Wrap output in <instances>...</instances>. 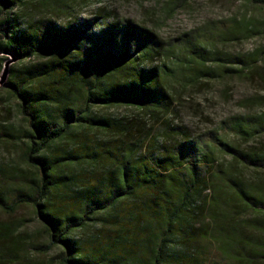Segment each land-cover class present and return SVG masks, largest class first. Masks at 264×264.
<instances>
[{
	"label": "trees",
	"instance_id": "1",
	"mask_svg": "<svg viewBox=\"0 0 264 264\" xmlns=\"http://www.w3.org/2000/svg\"><path fill=\"white\" fill-rule=\"evenodd\" d=\"M75 7L73 0H0V50L18 59L7 91L25 119L21 128L0 125V135L19 144V159L0 163V207L15 213L31 205L46 249H62L61 264L264 260V180L244 177L264 171V149L246 151L227 137L262 135L264 116L233 117L215 136L197 138L162 122L177 104L169 85L181 81L183 63L155 62L174 47L135 20L83 17ZM233 23L223 39L254 31ZM208 41H181L192 80L252 69L255 56L226 58ZM123 107L134 112L106 111ZM14 229L0 226V242ZM0 257L14 259L11 249Z\"/></svg>",
	"mask_w": 264,
	"mask_h": 264
},
{
	"label": "rangeland",
	"instance_id": "2",
	"mask_svg": "<svg viewBox=\"0 0 264 264\" xmlns=\"http://www.w3.org/2000/svg\"><path fill=\"white\" fill-rule=\"evenodd\" d=\"M73 12L83 17L101 13L111 14L118 19H132L151 29L161 38L165 46H173L174 52L166 57H158L155 63L179 68L181 78L170 82L169 88L177 97L175 109L161 118L173 125L186 126L190 138L215 136L220 127L228 124L233 117L257 119L264 116V0H73ZM34 13L54 16L50 10L33 6ZM66 15H55L65 20ZM243 21L242 31L234 40L223 39V31H230L233 20ZM232 27V28H231ZM186 39H207V46L223 57H251L256 60L252 69L243 73L232 71L225 75L201 77L192 80V71L186 68L187 59L181 50V41ZM190 57L188 54H186ZM2 66L0 69V125L23 127L25 119L20 113L16 97L7 91V81L11 69L18 65V59L0 50ZM11 61V62H10ZM7 62H10L7 65ZM8 67H7V66ZM211 67H216L209 62ZM228 68L239 64H226ZM9 70L7 77L5 73ZM6 68V69H5ZM120 115L134 112L132 108H108ZM3 123V124H2ZM151 123V122H150ZM5 128L2 132L7 131ZM228 140L246 151L260 152L264 149V133L242 138L237 134L227 136ZM0 135V163H13L19 159V144L7 141ZM226 162L229 160H225ZM244 177L250 181H263L264 171L247 170ZM14 224L12 234H4L0 242V255L11 249L14 259L0 264H61L60 247L46 249L48 237L37 219L31 205H20L15 213L0 207V226ZM264 237V234H260ZM257 264H264V260Z\"/></svg>",
	"mask_w": 264,
	"mask_h": 264
},
{
	"label": "water",
	"instance_id": "3",
	"mask_svg": "<svg viewBox=\"0 0 264 264\" xmlns=\"http://www.w3.org/2000/svg\"><path fill=\"white\" fill-rule=\"evenodd\" d=\"M15 59H16V58H15ZM10 62H11V61H10ZM10 62H7V65H8ZM7 65H6V66H7ZM7 67H8V66H7ZM7 67H6V68H7ZM6 68H5V69H6ZM8 72H9V70H8V68H7L6 73H5V77H7Z\"/></svg>",
	"mask_w": 264,
	"mask_h": 264
}]
</instances>
